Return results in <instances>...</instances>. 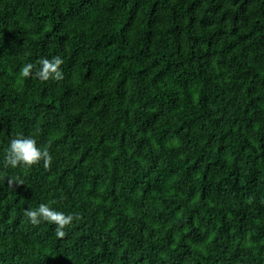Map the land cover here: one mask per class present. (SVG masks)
<instances>
[{
  "label": "trees",
  "instance_id": "obj_1",
  "mask_svg": "<svg viewBox=\"0 0 264 264\" xmlns=\"http://www.w3.org/2000/svg\"><path fill=\"white\" fill-rule=\"evenodd\" d=\"M0 264H264V0H0Z\"/></svg>",
  "mask_w": 264,
  "mask_h": 264
},
{
  "label": "clouds",
  "instance_id": "obj_2",
  "mask_svg": "<svg viewBox=\"0 0 264 264\" xmlns=\"http://www.w3.org/2000/svg\"><path fill=\"white\" fill-rule=\"evenodd\" d=\"M63 60L60 56L52 57L51 59L44 57L38 60L34 65L29 63L22 68V75L25 78H38L42 81H47L50 78L62 79L63 72L61 65ZM43 160L45 167L51 161V156L47 150L37 146V141L32 136H18L12 138L9 142L7 152L4 156V165L16 168L18 166L31 167ZM15 181L9 178L10 186ZM24 215L28 218L30 223L38 225L41 222H49L54 224L56 234L60 237L64 235L63 229L65 226L71 224L76 218L72 214H65L58 211L48 204L41 203L37 208L32 209L28 207L24 211Z\"/></svg>",
  "mask_w": 264,
  "mask_h": 264
},
{
  "label": "bare ground",
  "instance_id": "obj_3",
  "mask_svg": "<svg viewBox=\"0 0 264 264\" xmlns=\"http://www.w3.org/2000/svg\"><path fill=\"white\" fill-rule=\"evenodd\" d=\"M49 17V16H48ZM132 216V215H131ZM14 254V253H13ZM89 257V256H88ZM16 259V258H15Z\"/></svg>",
  "mask_w": 264,
  "mask_h": 264
}]
</instances>
